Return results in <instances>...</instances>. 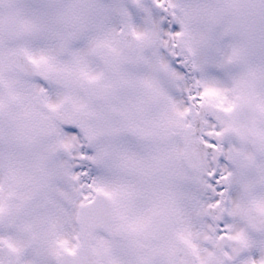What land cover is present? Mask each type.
Returning a JSON list of instances; mask_svg holds the SVG:
<instances>
[{
    "label": "snow or ice",
    "instance_id": "6c2138e0",
    "mask_svg": "<svg viewBox=\"0 0 264 264\" xmlns=\"http://www.w3.org/2000/svg\"><path fill=\"white\" fill-rule=\"evenodd\" d=\"M0 264H264V0H0Z\"/></svg>",
    "mask_w": 264,
    "mask_h": 264
}]
</instances>
